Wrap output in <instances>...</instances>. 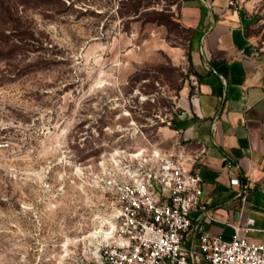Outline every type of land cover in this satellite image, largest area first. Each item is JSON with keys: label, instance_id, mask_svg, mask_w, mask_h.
<instances>
[{"label": "rangeland", "instance_id": "obj_1", "mask_svg": "<svg viewBox=\"0 0 264 264\" xmlns=\"http://www.w3.org/2000/svg\"><path fill=\"white\" fill-rule=\"evenodd\" d=\"M183 1L0 0V264H95L104 170L172 148L196 85ZM230 1L264 72V0Z\"/></svg>", "mask_w": 264, "mask_h": 264}, {"label": "crops", "instance_id": "obj_2", "mask_svg": "<svg viewBox=\"0 0 264 264\" xmlns=\"http://www.w3.org/2000/svg\"><path fill=\"white\" fill-rule=\"evenodd\" d=\"M182 16L192 30L193 91H185L176 115L175 142L187 169L201 180V200L211 221L192 217L184 245L197 253L201 233L229 238L234 225L254 226L250 243H264V72L246 34V20L230 0H184ZM205 153L200 155V150ZM226 158L234 171L226 169ZM248 180L246 199L235 198L229 180ZM199 264H208L203 258Z\"/></svg>", "mask_w": 264, "mask_h": 264}, {"label": "built area", "instance_id": "obj_3", "mask_svg": "<svg viewBox=\"0 0 264 264\" xmlns=\"http://www.w3.org/2000/svg\"><path fill=\"white\" fill-rule=\"evenodd\" d=\"M120 156L102 174L114 230L109 240L100 239L95 264H199L202 258L208 264H264V243L246 239L252 219L234 225L229 238L201 233L197 253L188 252L184 242L193 215L206 221L213 216L201 200V180L187 169L182 149L162 151L150 145L134 153L120 151ZM223 161L227 170H235L230 161ZM229 186L244 202L248 180L234 175Z\"/></svg>", "mask_w": 264, "mask_h": 264}, {"label": "bare ground", "instance_id": "obj_4", "mask_svg": "<svg viewBox=\"0 0 264 264\" xmlns=\"http://www.w3.org/2000/svg\"><path fill=\"white\" fill-rule=\"evenodd\" d=\"M110 225H111L110 226L111 230L108 231L110 233L105 234V233H103V231H100V235L98 237L99 239H102V240H106L107 241V240H109L111 238V235H112L113 230H114V224L112 222H110Z\"/></svg>", "mask_w": 264, "mask_h": 264}, {"label": "trees", "instance_id": "obj_5", "mask_svg": "<svg viewBox=\"0 0 264 264\" xmlns=\"http://www.w3.org/2000/svg\"><path fill=\"white\" fill-rule=\"evenodd\" d=\"M175 118V117H174ZM174 120V119H173Z\"/></svg>", "mask_w": 264, "mask_h": 264}]
</instances>
